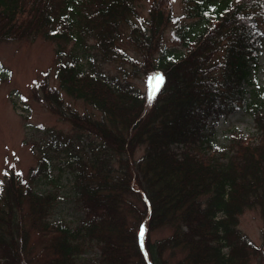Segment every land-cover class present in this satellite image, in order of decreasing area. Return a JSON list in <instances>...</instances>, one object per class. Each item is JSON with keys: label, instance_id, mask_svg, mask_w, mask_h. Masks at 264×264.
<instances>
[{"label": "trees", "instance_id": "16d2710c", "mask_svg": "<svg viewBox=\"0 0 264 264\" xmlns=\"http://www.w3.org/2000/svg\"><path fill=\"white\" fill-rule=\"evenodd\" d=\"M143 1L0 0V40L41 36L63 56L59 88L45 78L39 100L64 115L62 91L92 109L78 113L66 103L67 121L88 141L81 154L68 152L61 194L48 156L25 176L14 164L3 172L0 264H31L36 256L40 264H166L162 245L177 264H249V255L264 264V228L261 246L237 228L244 209L257 208L264 219V96L244 90L264 41V0H181L180 15L174 0H148L147 17L138 13ZM168 26L181 52L162 45ZM92 38L96 60L130 64L132 75L161 71L160 87L153 95L135 89L122 65V79L94 72ZM236 109L258 136L232 135L230 150L211 151L209 118ZM133 199L142 215L129 227ZM62 200L70 217L50 220ZM154 222L172 231L160 244L148 240ZM31 230L45 237L39 255Z\"/></svg>", "mask_w": 264, "mask_h": 264}, {"label": "rangeland", "instance_id": "374dc122", "mask_svg": "<svg viewBox=\"0 0 264 264\" xmlns=\"http://www.w3.org/2000/svg\"><path fill=\"white\" fill-rule=\"evenodd\" d=\"M172 5L174 13L180 15L182 13L181 0L172 1ZM149 7V1H143L140 4L138 13L147 17ZM172 28V26H168L165 29L162 45L181 52L180 39L173 33ZM94 43L93 38L87 43L91 55L94 53ZM123 45L130 55L135 54L134 57L140 58L137 57L135 49L126 43ZM58 48L56 42L41 36L33 40H0V179L10 164H14L15 168L21 170L25 176L31 168L36 167L40 156H48L53 165L54 183L58 185V191L61 194L64 191L62 186L70 173L65 164L69 157L68 152L81 154L83 152L81 150L82 146L88 141L84 133L74 130L70 122L67 121V104L78 113L91 112L92 109L80 99L75 100L66 96L62 91L60 93L66 105L64 115L55 113L57 111H51L44 102L39 100L41 90H37L38 84L45 81V78L49 82V86L59 88L55 71L59 60H62L63 56H61L62 59H59ZM92 57L93 61L91 63L94 72L104 73L109 78L116 76L123 78L118 69L122 64H119L118 61L102 62L96 60V56L93 55ZM122 66L125 70H128L126 80L129 85L131 84L135 89L142 92L149 90L150 94L153 95L163 82L164 78L161 71H153L145 75L144 72L136 70L138 72L132 75L130 73L136 67L130 68V64L127 63ZM249 73L250 82L244 86V90L248 93L264 96V41L258 45L255 62L249 63ZM209 124L213 128V130L209 129L212 133L210 138L212 140L211 151L213 152L230 150L233 144L232 135H239L243 141L249 137L256 138L258 136L251 118L237 109L228 114H220L217 118H209ZM142 152L143 147L138 146L134 153H131V156L138 158L142 155ZM133 202L136 203L137 201L133 199ZM138 203L140 202H137V207H135V209H138H134L135 212L127 216L125 220L126 225L130 223L129 227L135 223L134 220H137L138 216L142 215L139 213L141 204ZM71 212V206L62 200L49 219L54 220L61 214L66 215L68 219ZM237 228L240 230L241 235H245L255 245H262L261 231L264 228V219L257 208L244 209L238 216ZM144 233L145 229L142 227L139 233V243L142 250ZM171 233L170 228L164 226V224L154 222L148 240L160 244ZM30 234V243L35 245L34 252L37 254L45 237L36 230H31ZM238 245H241V243L238 242ZM162 246L164 263L177 264L179 258L174 261L169 259L171 255L168 254V248ZM144 255L146 256V254ZM172 255H174V258L180 255L185 257L184 253L178 251H175V254L172 253ZM36 258L37 256L31 264H40L36 261ZM181 264L199 263L189 259V261ZM249 264H260L259 258L249 255Z\"/></svg>", "mask_w": 264, "mask_h": 264}]
</instances>
